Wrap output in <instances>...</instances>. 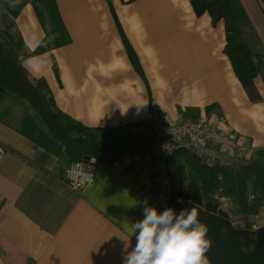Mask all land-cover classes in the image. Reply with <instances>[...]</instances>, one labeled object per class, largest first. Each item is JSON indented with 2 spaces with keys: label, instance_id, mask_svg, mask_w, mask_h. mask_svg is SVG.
<instances>
[{
  "label": "crops",
  "instance_id": "1",
  "mask_svg": "<svg viewBox=\"0 0 264 264\" xmlns=\"http://www.w3.org/2000/svg\"><path fill=\"white\" fill-rule=\"evenodd\" d=\"M229 1L241 38L264 53L262 1ZM10 2L0 0V30ZM12 20L28 51L23 71L46 85L57 109L86 127L151 134L154 152L99 157L93 181L71 189L62 180L72 162L62 140L29 101L0 84V264H124L144 202L167 208L153 115L165 123L205 119L264 155V65L244 88L223 52L222 20L195 14L190 0H24ZM205 152L233 161L217 147ZM175 171L174 210L197 208L211 240L209 264H264V203L245 227L233 221L227 198L207 199L184 164Z\"/></svg>",
  "mask_w": 264,
  "mask_h": 264
},
{
  "label": "trees",
  "instance_id": "2",
  "mask_svg": "<svg viewBox=\"0 0 264 264\" xmlns=\"http://www.w3.org/2000/svg\"><path fill=\"white\" fill-rule=\"evenodd\" d=\"M264 5V0H261ZM24 0H11L6 8L5 27L0 30V84L7 90L25 98L45 121L50 131L62 140L71 161L87 156L103 157L108 161L126 154L142 152L153 155L151 134H133L121 125L114 128L94 129L86 127L56 108L46 85L29 78L22 68L28 57L19 35L11 32L12 18ZM195 14L207 12L211 23L222 20L225 30L224 54L229 58L236 77L248 89L254 75L264 65V53L252 51L239 35L229 0H190ZM116 26L118 22L114 17ZM120 30V29H119ZM121 32V30H120ZM126 54L136 67L134 51L121 32ZM177 164H184L189 179L205 188L206 198L216 194L230 201L229 214L233 221L247 227L250 217L264 203V155L251 153L247 159L233 160L225 165L205 164L182 147H177L164 159V173L168 184L167 208L176 207L179 183L175 171Z\"/></svg>",
  "mask_w": 264,
  "mask_h": 264
},
{
  "label": "clouds",
  "instance_id": "3",
  "mask_svg": "<svg viewBox=\"0 0 264 264\" xmlns=\"http://www.w3.org/2000/svg\"><path fill=\"white\" fill-rule=\"evenodd\" d=\"M144 204L143 219L130 228L136 244L124 264H209L205 253L211 240L206 238L208 227L199 221L196 207L177 214L170 207L160 212L147 201Z\"/></svg>",
  "mask_w": 264,
  "mask_h": 264
},
{
  "label": "built area",
  "instance_id": "4",
  "mask_svg": "<svg viewBox=\"0 0 264 264\" xmlns=\"http://www.w3.org/2000/svg\"><path fill=\"white\" fill-rule=\"evenodd\" d=\"M216 116L219 121H223L221 115ZM152 120L153 133L161 144L163 159L177 147L186 149L205 164H228L205 152V149L210 147H217L228 152L232 155L233 160L247 159L251 154V148L247 144L240 143L233 133L216 128L214 124L205 119L193 118L175 123H165L157 115H153ZM3 155L4 148L0 145V161ZM136 158H139V154H136ZM97 161V157L87 156L69 162L63 170L62 180L68 187L75 190L91 183L95 176Z\"/></svg>",
  "mask_w": 264,
  "mask_h": 264
},
{
  "label": "water",
  "instance_id": "5",
  "mask_svg": "<svg viewBox=\"0 0 264 264\" xmlns=\"http://www.w3.org/2000/svg\"><path fill=\"white\" fill-rule=\"evenodd\" d=\"M261 76H262V78L264 79V67H263L262 70H261Z\"/></svg>",
  "mask_w": 264,
  "mask_h": 264
}]
</instances>
